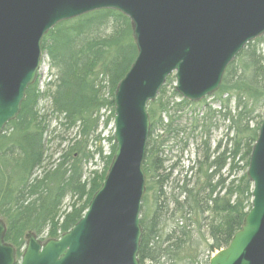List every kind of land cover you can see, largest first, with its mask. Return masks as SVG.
I'll list each match as a JSON object with an SVG mask.
<instances>
[{
  "label": "trees",
  "instance_id": "obj_1",
  "mask_svg": "<svg viewBox=\"0 0 264 264\" xmlns=\"http://www.w3.org/2000/svg\"><path fill=\"white\" fill-rule=\"evenodd\" d=\"M263 43L261 37L250 41L226 68L219 90L210 95L222 104L219 111L207 103L200 117L193 109L189 115L186 111L197 102L182 98L175 88L166 95L170 76L148 104L140 264H197L196 258L226 247L241 228L252 202L249 158L264 117ZM41 47L52 77L42 91L37 81L27 88L19 114L0 137V216L7 225L5 239L18 258L30 233L57 238L72 228L101 187L108 166L88 178L84 168L105 158L99 128L113 121L115 89L138 52L129 18L115 9L58 23ZM46 98L59 126L76 128L78 135L66 149L51 154V114L39 108ZM104 109L110 111L106 117ZM218 112L228 124L213 146L211 129L218 128ZM198 137L193 162L181 164ZM92 143L96 148L90 149ZM111 148L107 165L115 143ZM68 195L75 201L61 214Z\"/></svg>",
  "mask_w": 264,
  "mask_h": 264
},
{
  "label": "water",
  "instance_id": "obj_2",
  "mask_svg": "<svg viewBox=\"0 0 264 264\" xmlns=\"http://www.w3.org/2000/svg\"><path fill=\"white\" fill-rule=\"evenodd\" d=\"M99 9L129 18L138 51L115 89L108 173L72 228L46 240L31 233L19 260L0 218V264H140L148 103L173 73L176 91L189 101L216 92L227 66L264 34V0H0V136L37 79L43 37L59 22ZM247 175L251 208L209 264H264V117Z\"/></svg>",
  "mask_w": 264,
  "mask_h": 264
},
{
  "label": "rangeland",
  "instance_id": "obj_3",
  "mask_svg": "<svg viewBox=\"0 0 264 264\" xmlns=\"http://www.w3.org/2000/svg\"><path fill=\"white\" fill-rule=\"evenodd\" d=\"M263 39L264 42V34L262 36H260ZM262 52L264 53V43L260 46ZM52 70L50 69L49 66V62L48 59L45 55L42 56V61L40 64V69L38 71V75H37V83H38V87L39 89L42 91L43 89H45L46 87V83L49 81V79L52 77ZM172 79L167 83L166 85V95H170L173 91V89L175 88V84H176V79L174 76V73L171 74L170 76ZM176 90V89H175ZM224 98H226V95H224ZM175 100H179L178 97H176ZM215 97L214 96H209L205 99H202L200 101H198L196 104H194L193 106L189 107L186 112L189 113L190 115V110L193 109L194 110V114L197 112L199 117L202 115L201 113L204 112L205 110L207 111L208 107H207V103L212 105L213 109L215 111H219L221 109V103L220 101H214ZM231 105L233 107L234 105V100L231 102ZM39 108L41 113H45L48 112L51 115L48 117L50 120V131H48V136L47 139L51 140L52 142L49 143V150H48V154H51L53 151H56L57 149H61L64 148L66 149L70 144H72V140L76 137L78 138L77 135V129H73V128H65L64 127H60L59 126V122L60 119L56 116V114H52L51 113V102L49 99H41L39 102ZM104 113V116L106 117L110 111L109 109H104L102 111ZM222 113V110H221ZM221 113L218 112L217 114V126L218 128H214L211 129V143L214 146L217 141L219 139H221L224 136V133L226 131L227 128V124L228 121H223L221 118ZM105 117L102 118L101 122H103V120L105 119ZM167 119V116H165ZM56 128V130H55ZM56 131V132H55ZM113 132H114V125L113 122H110L107 126H104V124L102 123V125L99 128V133L102 134V137H105V140L102 142V146H103V156L105 157L104 159H95L94 162L92 163H88L85 168H84V178H88V177H92L94 175V173L96 171H98V173L104 171L105 167L110 166L106 164V157H109V155H111V147L114 143V140H109V137L113 138ZM55 134H58V136H56ZM197 136H200L199 131L197 130V132L195 133ZM63 138H65V141L63 142ZM109 138V139H108ZM201 141V138L198 137L197 140H194V142L190 145L189 150H187V152L184 153V155L181 157V164L187 166L190 162L192 163L194 158H195V151L196 148L198 147L199 143ZM60 143H62L61 146ZM60 147V148H59ZM95 144L92 143L91 148L90 149H94ZM175 161L172 160L171 162ZM108 172V169H107ZM41 173V170L38 171L36 173V175H39ZM75 201V198H73L72 196L68 195L64 198L62 206L60 208V213L63 214L67 211H69L71 209V205L73 204V202ZM0 218H2L0 216ZM3 219V218H2ZM4 220V219H3ZM209 254L205 253L204 255H201L200 257L196 258V260H199L197 264H205V261L208 260Z\"/></svg>",
  "mask_w": 264,
  "mask_h": 264
}]
</instances>
